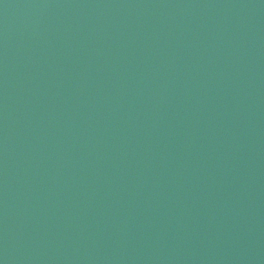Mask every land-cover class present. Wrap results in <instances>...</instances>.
Here are the masks:
<instances>
[{
  "label": "water",
  "instance_id": "1",
  "mask_svg": "<svg viewBox=\"0 0 264 264\" xmlns=\"http://www.w3.org/2000/svg\"><path fill=\"white\" fill-rule=\"evenodd\" d=\"M32 264H264V91L155 188Z\"/></svg>",
  "mask_w": 264,
  "mask_h": 264
}]
</instances>
